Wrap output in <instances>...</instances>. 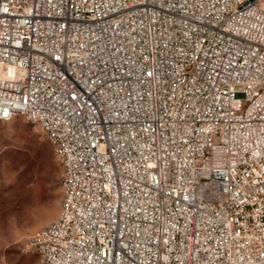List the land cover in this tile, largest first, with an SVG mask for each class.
Segmentation results:
<instances>
[{
  "label": "built area",
  "instance_id": "obj_1",
  "mask_svg": "<svg viewBox=\"0 0 264 264\" xmlns=\"http://www.w3.org/2000/svg\"><path fill=\"white\" fill-rule=\"evenodd\" d=\"M259 11L0 0V103L53 116L42 128L75 159L59 217L32 237L42 264H264Z\"/></svg>",
  "mask_w": 264,
  "mask_h": 264
},
{
  "label": "rangeland",
  "instance_id": "obj_2",
  "mask_svg": "<svg viewBox=\"0 0 264 264\" xmlns=\"http://www.w3.org/2000/svg\"><path fill=\"white\" fill-rule=\"evenodd\" d=\"M60 170L37 126L22 117L0 121V264H42L32 237L59 217L60 192L48 188Z\"/></svg>",
  "mask_w": 264,
  "mask_h": 264
},
{
  "label": "bare ground",
  "instance_id": "obj_3",
  "mask_svg": "<svg viewBox=\"0 0 264 264\" xmlns=\"http://www.w3.org/2000/svg\"><path fill=\"white\" fill-rule=\"evenodd\" d=\"M259 20L264 21V11H259ZM17 117H22L26 122L37 126L44 133L54 149L56 160L61 169H72L75 166V159L71 157V147H62V142H69V135L65 131H58L57 128H49L47 130L42 128L46 127V123H53V116L35 113L31 105H23L22 99H15L9 102V98H2L0 103V121H11ZM79 161L87 162V150L79 151Z\"/></svg>",
  "mask_w": 264,
  "mask_h": 264
},
{
  "label": "trees",
  "instance_id": "obj_4",
  "mask_svg": "<svg viewBox=\"0 0 264 264\" xmlns=\"http://www.w3.org/2000/svg\"><path fill=\"white\" fill-rule=\"evenodd\" d=\"M59 173V172H58ZM53 185L51 187L48 188V190L52 193H55L56 196L59 194L60 192V183H59V180H57V176L56 178L54 179Z\"/></svg>",
  "mask_w": 264,
  "mask_h": 264
},
{
  "label": "snow or ice",
  "instance_id": "obj_5",
  "mask_svg": "<svg viewBox=\"0 0 264 264\" xmlns=\"http://www.w3.org/2000/svg\"><path fill=\"white\" fill-rule=\"evenodd\" d=\"M5 115H7V113H5Z\"/></svg>",
  "mask_w": 264,
  "mask_h": 264
}]
</instances>
